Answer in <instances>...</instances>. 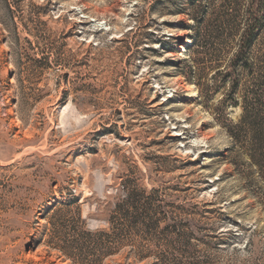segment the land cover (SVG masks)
<instances>
[{
  "label": "rangeland",
  "instance_id": "rangeland-1",
  "mask_svg": "<svg viewBox=\"0 0 264 264\" xmlns=\"http://www.w3.org/2000/svg\"><path fill=\"white\" fill-rule=\"evenodd\" d=\"M250 1L0 0V264H264Z\"/></svg>",
  "mask_w": 264,
  "mask_h": 264
},
{
  "label": "trees",
  "instance_id": "trees-1",
  "mask_svg": "<svg viewBox=\"0 0 264 264\" xmlns=\"http://www.w3.org/2000/svg\"><path fill=\"white\" fill-rule=\"evenodd\" d=\"M245 13L246 16L243 33H241V40L238 44L237 52L229 63L230 68L233 70L226 72V78L229 77L233 80V89H236L238 86L239 80L237 76L242 71L241 69L250 68L248 62L249 53L264 27V0H251L248 10ZM222 23L228 26L231 21L226 19V21L222 20ZM218 74L220 73L218 72ZM260 95L261 93L257 95L258 98L262 97ZM259 106L260 109H257L258 106L246 102L243 106V116L239 123L234 126L231 134L247 151L248 156L253 161V166L258 167L264 178V115L262 112L257 111L264 109V103H260ZM140 217L141 215H136L134 222H138ZM87 234L89 236L91 235V233ZM104 247L107 250L105 254L110 255V252H113L112 248L109 247V243Z\"/></svg>",
  "mask_w": 264,
  "mask_h": 264
},
{
  "label": "bare ground",
  "instance_id": "bare-ground-1",
  "mask_svg": "<svg viewBox=\"0 0 264 264\" xmlns=\"http://www.w3.org/2000/svg\"><path fill=\"white\" fill-rule=\"evenodd\" d=\"M196 93V92H195Z\"/></svg>",
  "mask_w": 264,
  "mask_h": 264
}]
</instances>
